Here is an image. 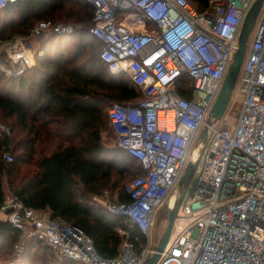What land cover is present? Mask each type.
<instances>
[{"label": "built area", "instance_id": "2783aa9c", "mask_svg": "<svg viewBox=\"0 0 264 264\" xmlns=\"http://www.w3.org/2000/svg\"><path fill=\"white\" fill-rule=\"evenodd\" d=\"M17 1L0 0V7ZM84 1L93 8L90 31L101 41L102 61L142 93L134 102H113L106 109L118 145L137 158L142 172L125 183L128 200L93 196L125 218L127 228L117 227L125 237L116 256L104 257L82 228L51 216L48 208L25 205L9 191L0 204V222L20 232L13 264H23L28 239L40 240L74 264L143 263L154 251L158 210L207 122L255 0H209L203 12L189 0ZM119 11H124L120 19ZM73 31L72 23L39 20L26 35L0 44L7 51L0 70L19 75L33 66L30 38ZM184 74L188 97L176 88ZM234 92L241 99L235 123L228 125L225 112L213 125L156 264H264V2ZM11 135V126L0 122V138ZM3 156L7 162L15 159L10 144Z\"/></svg>", "mask_w": 264, "mask_h": 264}, {"label": "trees", "instance_id": "16d2710c", "mask_svg": "<svg viewBox=\"0 0 264 264\" xmlns=\"http://www.w3.org/2000/svg\"><path fill=\"white\" fill-rule=\"evenodd\" d=\"M189 1L200 12L210 8L209 0ZM65 2L83 13L77 18L83 26L72 33L45 36L35 51V64L25 72L7 75L0 70V111L12 119V135L0 138V204L7 187L25 205L48 208L51 216L79 226L92 237L102 256L114 257L125 237L117 227L127 228V222L94 201L93 196L119 189L118 200H128L125 183L141 173L142 166L118 143L110 146L103 140L102 133L112 129L104 107L113 102H134L142 97L141 91L129 77L113 74L102 61L101 41L90 31L93 8L84 0H55L43 7L40 4L38 10L45 11L37 16L29 11L35 4L31 0L0 7V43L16 33H28L48 16H73L69 10L57 12ZM71 38L75 39L76 49L71 47ZM185 80L189 81L187 74L180 77L176 88L188 97L191 93L182 86ZM43 139L50 140L45 150ZM9 144L15 155L11 162L3 156ZM26 163L30 168H22ZM133 168L137 173L121 185L125 173ZM0 230L2 262L15 258L13 247L20 232L7 221L0 222ZM22 262L74 264L70 259L58 258L37 239L26 240Z\"/></svg>", "mask_w": 264, "mask_h": 264}, {"label": "water", "instance_id": "95a60500", "mask_svg": "<svg viewBox=\"0 0 264 264\" xmlns=\"http://www.w3.org/2000/svg\"><path fill=\"white\" fill-rule=\"evenodd\" d=\"M263 2L264 0H255L243 20L238 36V48L228 66L219 94L210 109L207 122L191 146L187 164L178 182L160 206L161 208L166 207L168 210L167 225L156 246H154V240L152 241L151 246L154 247V251L146 256L142 264H156L161 252L169 242L180 205L194 179L204 149L211 136L212 127L225 113L236 89L240 71L249 47L250 35L254 30Z\"/></svg>", "mask_w": 264, "mask_h": 264}, {"label": "rangeland", "instance_id": "374dc122", "mask_svg": "<svg viewBox=\"0 0 264 264\" xmlns=\"http://www.w3.org/2000/svg\"><path fill=\"white\" fill-rule=\"evenodd\" d=\"M41 1V3H40ZM55 0H31V2H35V4L33 5L34 7H32L31 9H29V11L32 10V12L35 13V16L39 15L40 13L44 12L45 10L43 11H40L38 9H40V4H42L41 7L44 6L45 3H51L53 4ZM38 2V3H37ZM46 8V6H45ZM60 10H58L57 12H61V11H70V12H73V16L69 17V18H66V19H56L54 17L50 18L51 16H48L50 20H52L53 22H68V23H72L74 25V31L78 30L80 27H82L83 23L81 21V19H77L79 16H81L83 13L81 12V14L79 13V10L77 9V7L74 8L73 4L69 3V2H65L64 3V6L62 7H59ZM78 12V16L76 15V13ZM124 15V11H119L118 14H117V18L120 19L122 18ZM4 14L1 15V19L3 21L4 19ZM148 24L150 26L154 25V23L152 21H149ZM73 31V32H74ZM72 33V32H71ZM16 34H22V35H26L27 33H16ZM15 35V34H14ZM13 35V36H14ZM253 35H254V30L253 32L251 33L250 35V39H249V44L251 43L252 39H253ZM10 39V38H9ZM8 39V40H9ZM30 40H32V43H33V46L34 48L32 49V53L33 55L35 54V51L36 49L38 48V46L40 45L41 43V38L40 37H32L30 38ZM6 41V40H4ZM2 41V42H4ZM1 42V43H2ZM0 43V44H1ZM70 44H71V47L72 49H76V45L75 44V39L74 38H71L70 39ZM99 48V47H98ZM30 51H28L29 53ZM7 54V51H3L2 49L0 50V60H6L5 59V55ZM107 107V106H106ZM106 107H104V110H105V114H106ZM240 107H241V99H240V95L239 94H236L235 92L233 93V96L229 102V106L227 107L226 111L229 118H228V125H233L235 123V120H236V117L238 115V112L240 110ZM12 119L9 120V118H6L3 116L2 112L0 111V122H3V123H6L10 126L9 123H11ZM54 126L51 127V129L53 130V132H55V128ZM60 130V128L58 129ZM66 135L68 134L67 132L65 133ZM102 137H103V140L105 141H108L106 143H108V145L110 146H114L117 144V140H116V136L114 134V132L112 131L111 128H109L107 131H104L102 133ZM50 143V140H44L42 141L41 145L42 146H45V148L43 150L46 149V145L48 146ZM30 164H22V168H30ZM137 173V168H133L131 169L130 171H127L124 175V178L123 180L121 181V185L127 181L128 179L132 178L135 174ZM197 176V175H195ZM194 176V177H195ZM8 190V188L6 187V191ZM119 189H115V191L113 189H107L105 190V192L101 195H98L100 199L102 198H105V199H112V200H118V196H117V192H118ZM9 192V191H8ZM7 192V193H8ZM103 204V203H101ZM167 222H168V210L166 207H160L159 210H158V214H157V223H156V227H155V236H156V241H155V246L164 230V228L166 227L167 225ZM13 260H14V257L11 258V257H8V259H6V261H2L0 262V264H13ZM42 264V263H40Z\"/></svg>", "mask_w": 264, "mask_h": 264}, {"label": "crops", "instance_id": "0c3cea01", "mask_svg": "<svg viewBox=\"0 0 264 264\" xmlns=\"http://www.w3.org/2000/svg\"><path fill=\"white\" fill-rule=\"evenodd\" d=\"M28 46H32V47H28V48L30 49L29 54L32 56L31 58H32V60H33V63L35 64V62H36V60H35V56H34L33 53H32V49L34 48L33 43H32V40L30 41V43H28ZM25 50H26V52L28 51V49H27L26 46H25ZM34 64H33V65H34ZM8 191H10V190L8 189L7 192H8Z\"/></svg>", "mask_w": 264, "mask_h": 264}]
</instances>
